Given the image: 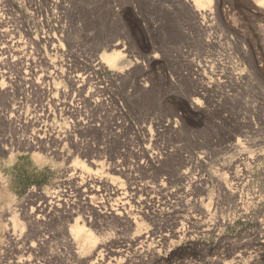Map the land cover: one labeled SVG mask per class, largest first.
Here are the masks:
<instances>
[{"label": "rangeland", "instance_id": "rangeland-1", "mask_svg": "<svg viewBox=\"0 0 264 264\" xmlns=\"http://www.w3.org/2000/svg\"><path fill=\"white\" fill-rule=\"evenodd\" d=\"M260 1L192 20L184 0H0V264H264ZM80 153L124 215L100 214L119 195L88 211L64 184ZM62 192L98 249L60 238L43 199Z\"/></svg>", "mask_w": 264, "mask_h": 264}, {"label": "bare ground", "instance_id": "bare-ground-1", "mask_svg": "<svg viewBox=\"0 0 264 264\" xmlns=\"http://www.w3.org/2000/svg\"><path fill=\"white\" fill-rule=\"evenodd\" d=\"M211 0H184L185 5L188 8V13L189 16L192 20H196L198 15L202 16L204 14H198L199 10H202L201 7H203L205 2H210ZM261 4H264V0L260 1ZM7 31V30H6ZM7 35V33H6ZM2 37V36H1ZM6 37V36H5ZM3 44V43H2ZM7 43H5L6 45ZM114 47V45H112ZM7 47V46H6ZM4 48V47H3ZM4 49H2V47L0 46V54L3 52ZM8 50H6L7 52ZM5 55H7L6 53H4ZM11 56V55H9ZM6 57V56H5ZM120 57V51H117L115 48H111L109 50V52H106V54L103 57V63H105L108 67L110 68H114L117 65L118 59ZM2 64V63H1ZM4 64V63H3ZM63 74V73H61ZM60 74V75H61ZM58 76V74H57ZM3 79V78H2ZM1 79V81L3 82V80ZM77 83H80L78 85V87H83L84 81L83 80H79L76 81ZM74 81L71 80V84H73ZM6 84V83H3ZM3 84L0 82V89H4ZM55 90V89H54ZM53 90V91H54ZM4 91H7L4 89ZM52 93V92H51ZM56 93V92H55ZM55 95V94H54ZM58 95V93H57ZM55 98V97H54ZM63 133V132H62ZM61 133V135H62ZM58 136V135H57ZM60 136V135H59ZM68 138V137H67ZM65 138V140L67 139ZM67 140H70L69 138ZM64 141V139H63ZM61 142V141H60ZM37 144V143H35ZM36 146V145H35ZM33 147H31L32 149ZM35 149V148H34ZM56 152V150H55ZM57 153V152H56ZM78 153V152H77ZM59 154V153H58ZM81 157L85 158V162L88 165H81L79 167L77 166H72L71 170L73 171L72 174H65V181L64 184H69L71 186L74 187L75 192L77 193V195L79 196V198L81 197V200L83 202V206H81L82 208H86L88 209V211H90V205L93 202V199L102 192H110L111 195H119V198L116 202H114V205H109V207L107 208L106 206H102V212H100V214L107 216H112V215H122L123 214V210H125V206H127L128 201H127V196L126 193L122 192L119 193L120 189L117 188L116 186H109V184L106 183V181L101 177H92L90 176V166L92 167V169H96L98 167V162L96 160H91L90 161V155H86V153H80ZM72 155V154H70ZM60 156V155H59ZM63 157V155H62ZM68 158V157H67ZM71 161V159H70ZM150 163V161H149ZM151 163H155L154 159L151 160ZM69 168V167H68ZM170 167L166 166L165 169L168 170ZM114 169V168H113ZM84 170H86L84 172ZM110 170V169H109ZM117 171V170H116ZM114 172V171H112ZM115 174V173H114ZM91 177V178H90ZM185 177V172L179 174V178L182 179ZM66 182V183H65ZM62 184V183H61ZM136 189V187H135ZM134 192V191H133ZM62 192L61 195L54 196V197H46L43 199L44 202H47L48 205L50 207H53L56 211H58V216L60 217L59 219L62 221V223L60 222V225L62 224L61 227V234H60V238H62L66 244L67 247L69 248L70 252H73L74 254H79L80 252H82L83 250H90L91 248H95L98 249V245L96 246L95 242H96V238L94 237V235L90 232L89 227H90V216H86L88 214H84L81 209L80 211L82 213H80V211H76L73 210V207H69L70 204H61L63 202H61L63 200V198L66 199L67 195ZM135 193V192H134ZM32 194V193H31ZM30 194V195H31ZM76 195V196H77ZM101 195V194H100ZM36 198L38 197L37 195L35 196ZM34 197V198H35ZM70 196H68L69 198ZM41 198V197H40ZM140 199V198H139ZM31 200L32 199L31 197ZM31 200L29 202H31ZM37 200V199H35ZM69 200V199H68ZM130 200V199H129ZM27 201V202H28ZM42 201V202H43ZM36 204V201H33ZM68 202V201H67ZM119 203V204H118ZM31 204V203H30ZM42 204V203H41ZM40 204V205H41ZM74 204V203H73ZM76 205V204H75ZM31 206V205H30ZM32 206H34L32 204ZM73 206V205H72ZM77 206V205H76ZM75 206V207H76ZM44 207V206H43ZM36 208V207H35ZM46 209V208H45ZM45 209L43 208V210L45 211ZM52 209V208H51ZM75 209V208H74ZM84 209V210H86ZM42 213V209L41 207H37L33 213H32V217H35L36 220L38 218V214ZM50 212V211H48ZM98 212V213H99ZM52 213V212H50ZM54 213V212H53ZM90 213V212H89ZM28 215V214H27ZM40 215V214H39ZM43 215V213L41 214ZM49 215V214H48ZM47 215V217H48ZM124 215V214H123ZM26 216V215H25ZM54 216V215H53ZM56 216V215H55ZM57 216V218H58ZM45 217V216H43ZM118 217V216H117ZM26 218H28L26 216ZM108 218V217H107ZM124 218V217H123ZM25 219V218H24ZM44 219V218H43ZM127 219V218H126ZM33 220V219H32ZM35 220V219H34ZM69 223H71V225H69ZM92 226V225H91ZM59 230V229H58ZM59 230V231H60ZM64 242V243H65ZM67 249V248H66ZM92 251V249H91ZM5 252V251H4ZM69 252V251H68ZM1 255V254H0ZM90 256V254H89ZM84 263V262H83Z\"/></svg>", "mask_w": 264, "mask_h": 264}]
</instances>
